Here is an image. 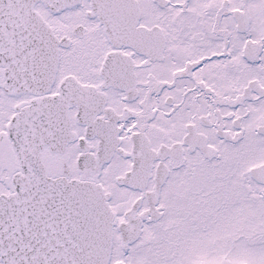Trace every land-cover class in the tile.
Here are the masks:
<instances>
[{
    "label": "snow or ice",
    "instance_id": "snow-or-ice-1",
    "mask_svg": "<svg viewBox=\"0 0 264 264\" xmlns=\"http://www.w3.org/2000/svg\"><path fill=\"white\" fill-rule=\"evenodd\" d=\"M0 264H264V0H0Z\"/></svg>",
    "mask_w": 264,
    "mask_h": 264
}]
</instances>
